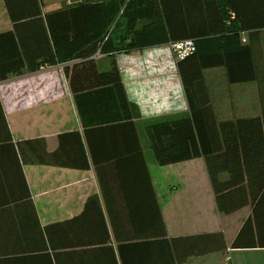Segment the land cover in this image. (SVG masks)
<instances>
[{
	"label": "crops",
	"instance_id": "obj_1",
	"mask_svg": "<svg viewBox=\"0 0 264 264\" xmlns=\"http://www.w3.org/2000/svg\"><path fill=\"white\" fill-rule=\"evenodd\" d=\"M74 1L40 3L42 12H48ZM12 29L5 0H0V33ZM243 36L251 43L254 79L230 83L221 66L203 70L209 104L220 121L264 119V53L254 46L264 29ZM153 52L158 53L156 48L149 50ZM114 57L133 126L120 123L108 130L96 123L108 117L103 110L114 109H94L89 96L81 98L91 121L83 125L63 70H50L61 64L23 67L0 81L1 110L19 158L0 147V264H156L161 259L162 222L167 239L184 256L175 264H264V247H233L251 207L219 213L204 157L157 164L145 131L150 120L141 109L145 100L137 91L134 71L125 67L135 58ZM97 66L109 69V58L97 59ZM170 92L154 106L155 114L160 109L168 118L187 114L184 93ZM109 93L111 104L117 95L115 90ZM98 124L100 130L94 128ZM24 140H32L35 149L40 145L48 153L57 151L61 161L82 165L86 158L88 166L23 161L18 144ZM31 148L20 146L27 160ZM215 240L220 247L211 250Z\"/></svg>",
	"mask_w": 264,
	"mask_h": 264
},
{
	"label": "trees",
	"instance_id": "obj_2",
	"mask_svg": "<svg viewBox=\"0 0 264 264\" xmlns=\"http://www.w3.org/2000/svg\"><path fill=\"white\" fill-rule=\"evenodd\" d=\"M5 3L13 29L0 33V81L23 67L35 70L43 63L61 64L83 125L91 123L81 99L89 96L86 99L92 98L94 109L100 111L104 105L114 109L112 113L110 108L103 110L108 117L96 122L104 123L108 130L123 125L120 123L133 124L112 59L115 53L121 48L129 53L193 39L195 50L176 61L188 113L148 123L149 147L158 165L204 157L219 213L251 207L233 247H264V119L217 120L203 85V70L219 66L230 83L254 79L251 43L243 42L242 35L264 29V0H75L48 12H42L40 0ZM121 23L123 28L118 29ZM116 31L120 33L114 35ZM97 51L111 59L109 69H98L97 60L91 58ZM112 90L117 96L110 104ZM95 127L100 130L102 125ZM33 143L24 140L18 144L23 161L88 166L86 158L82 165L61 161L57 151L48 153L40 145L35 149ZM26 144L32 146L28 160L20 149ZM0 147L11 149L19 161L1 105ZM222 173L227 174L225 179ZM145 174L151 188L147 170ZM161 235V259L156 264L182 261L184 256L167 239L163 222ZM209 246L211 250L220 247L216 240Z\"/></svg>",
	"mask_w": 264,
	"mask_h": 264
},
{
	"label": "rangeland",
	"instance_id": "obj_3",
	"mask_svg": "<svg viewBox=\"0 0 264 264\" xmlns=\"http://www.w3.org/2000/svg\"><path fill=\"white\" fill-rule=\"evenodd\" d=\"M59 1L65 2V0H59ZM122 28H123V24L121 23V26L118 29H122ZM119 33L120 31H116L114 32V35L115 34L118 35ZM128 38L129 37L126 34V39ZM168 44L169 43L164 44V45L153 46L148 49L145 48V50L144 49L138 50L141 52H136L137 50H134V51H131L132 54L131 52L128 53V52L122 51L125 48H121V52L118 53V54L120 53L129 54L131 55V57L135 58V61L131 63V65L125 63V67L127 68L130 66L131 70L134 71L133 79L137 86V91L138 93L141 94L142 98L145 100V102L142 103L141 109L143 110V113L148 118H150L148 123L165 120L168 118V117H164L166 115L162 113L163 109H160L161 110L160 113L155 114L156 112L154 110L155 108L154 106H157L160 103V98H164L166 94L170 92V90L168 91V89H170L171 86H173L172 89L174 88V90L170 93L175 94L176 89L177 91H179V95H181L183 92L180 78L177 72L176 59L171 54L168 48ZM254 46L255 48L257 47L261 48L262 53H264V36H262L260 43L259 42L255 43ZM152 48H156L158 52L157 55L155 54V52L149 53V50ZM151 55L155 57H152ZM112 59L115 60V64H116L117 62H116L115 57H113ZM109 61H111L110 58H109ZM50 70H62V68L60 66V67L51 68ZM118 70L120 69L118 68ZM207 86L208 88H210V83H208ZM205 88L207 90V87ZM60 90H64L62 85H60ZM177 100L181 102L182 97H178ZM172 110L169 111V112H172V114L179 112V111H172ZM176 116H179V115H175L174 117Z\"/></svg>",
	"mask_w": 264,
	"mask_h": 264
},
{
	"label": "built area",
	"instance_id": "obj_4",
	"mask_svg": "<svg viewBox=\"0 0 264 264\" xmlns=\"http://www.w3.org/2000/svg\"><path fill=\"white\" fill-rule=\"evenodd\" d=\"M242 41L245 42V38L242 35ZM168 48L171 52V54L173 55V57L177 60H180L184 57H186L187 55L191 54L194 50H195V43L194 40L191 38H187V39H182V40H178V41H172L168 44ZM122 54V53H120ZM124 55V54H122ZM102 56H104L103 53H101L100 51L95 52L91 58L97 60L99 58H101ZM43 68V66L41 67V69Z\"/></svg>",
	"mask_w": 264,
	"mask_h": 264
}]
</instances>
